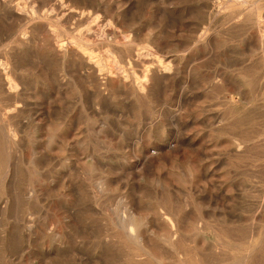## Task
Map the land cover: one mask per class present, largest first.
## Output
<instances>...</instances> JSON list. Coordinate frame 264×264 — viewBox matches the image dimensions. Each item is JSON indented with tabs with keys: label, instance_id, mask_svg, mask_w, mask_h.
Instances as JSON below:
<instances>
[{
	"label": "rangeland",
	"instance_id": "1",
	"mask_svg": "<svg viewBox=\"0 0 264 264\" xmlns=\"http://www.w3.org/2000/svg\"><path fill=\"white\" fill-rule=\"evenodd\" d=\"M223 1L0 0V264H180L168 247L155 249L157 260L127 244L112 249L104 214L130 195L148 221L155 208L181 217L178 246L188 263L264 264V17L251 2L232 12ZM20 3L26 17H6V7ZM31 12L47 20H29ZM146 44L172 69L155 76L156 61L136 57ZM83 49L106 60L113 54L126 70L112 64L115 74L96 73ZM7 79L19 88L8 90ZM156 149L161 157L142 168ZM100 178L112 181L110 197L91 185ZM196 220L212 246L195 238Z\"/></svg>",
	"mask_w": 264,
	"mask_h": 264
},
{
	"label": "bare ground",
	"instance_id": "2",
	"mask_svg": "<svg viewBox=\"0 0 264 264\" xmlns=\"http://www.w3.org/2000/svg\"><path fill=\"white\" fill-rule=\"evenodd\" d=\"M20 1V0H19ZM62 1V0H61ZM112 1V0H111ZM127 1V0H126ZM218 1V0H217ZM102 2V1H101ZM120 2V1H119ZM251 2V5L253 6V9L254 10H258L259 12H260V14H261V16H263L264 17V0H224L221 4H222V8L224 7V9L226 8V9H229V10H231L232 12H236V11H245V10H247V5L249 4ZM110 3H112V2H110ZM217 3V2H216ZM219 3V2H218ZM217 3V4H218ZM58 4V3H57ZM123 4V3H122ZM129 4V3H128ZM134 4V3H133ZM30 5V4H29ZM37 5V4H36ZM131 5V4H130ZM130 5L128 6V7H130ZM215 5V4H214ZM132 6V5H131ZM216 6V5H215ZM214 6V7H215ZM10 9H9V8ZM8 7H6V10H4L5 11V14H6V17L8 16L10 19H12V20H15V21H17L18 19H23L24 17H26V15H19V13H18V11H21L22 10V8H21V3L20 4H17V5H15L14 7H10V6H8ZM31 7V6H30ZM33 7V6H32ZM127 7V6H126ZM219 7V6H218ZM34 8V7H33ZM118 8H120V6L118 7ZM124 8H125V5H124ZM220 8V7H219ZM5 9V8H4ZM8 9V10H7ZM25 9V8H24ZM114 9V8H113ZM221 9V8H220ZM25 10H27V9H25ZM23 11V10H22ZM30 11H31V9H30ZM51 11H53L52 9H51ZM55 11V10H54ZM79 11V10H78ZM23 12H26L27 13V11H23ZM66 12V11H65ZM90 12V11H89ZM163 12V11H162ZM241 12V13H242ZM43 13V12H42ZM82 13H83V11H82ZM118 13H121V12H118ZM156 13V12H155ZM28 14V13H27ZM49 14H52V13H50V11H49ZM67 14V13H66ZM130 14V13H129ZM170 14H172V13H170ZM174 14V13H173ZM47 15V14H46ZM65 15V14H64ZM83 15V14H82ZM96 15H98V13H96ZM95 15V16H96ZM100 15V14H99ZM120 15V14H119ZM156 15V14H155ZM237 15V14H236ZM171 16V15H170ZM62 17V16H61ZM94 17V16H93ZM157 17V16H156ZM1 18V17H0ZM27 18L29 19V20H34V19H40V20H47V18L45 17V15L44 14H38V13H36V12H31L30 13V15H27ZM82 18V17H81ZM86 18H88V19H91V15H88ZM172 18V17H171ZM62 19V18H61ZM93 19V18H92ZM91 19V20H92ZM6 20H8V19H6ZM56 20V19H55ZM74 20V19H73ZM36 21V20H35ZM58 21V20H57ZM57 21H55V22H57ZM75 21V20H74ZM97 21V20H96ZM48 22V21H47ZM28 23V22H27ZM32 23V22H31ZM98 23V22H97ZM95 24V23H94ZM111 24V22L110 23H108V24H106V25H110ZM181 24V23H180ZM91 25H93V24H91ZM112 25V24H111ZM224 25V24H223ZM23 26V25H22ZM33 26V25H32ZM58 26V25H57ZM98 26V25H97ZM114 26V25H113ZM26 27V26H25ZM34 27V26H33ZM99 27V26H98ZM97 27V28H98ZM101 27H103L104 28V25H102ZM110 27V26H109ZM100 28V27H99ZM81 29V28H80ZM83 29H84V27H83ZM117 29H119V28H117ZM12 30V29H11ZM82 30V29H81ZM52 31H53V29H52ZM102 31V30H101ZM105 31V30H104ZM19 31H14V33L12 34V36L13 35H16L17 33H18ZM40 32V31H39ZM54 32V31H53ZM77 32V31H76ZM81 32V31H80ZM153 32V31H152ZM151 32V33H152ZM56 33V32H55ZM24 34V33H23ZM22 34V35H23ZM26 34V33H25ZM45 34V33H44ZM105 34V33H104ZM122 34V33H121ZM36 35V34H35ZM40 35V34H39ZM124 35V34H123ZM17 36V35H16ZM15 36V37H16ZM102 36V35H101ZM159 36H161V35H159ZM201 36H202V34H201ZM26 37V36H25ZM103 37V36H102ZM101 37V38H102ZM113 37V36H112ZM129 37V36H128ZM149 37V36H148ZM14 38V37H13ZM111 38V37H110ZM201 39V38H200ZM80 40H81V38H80ZM104 40H105V38H104ZM126 40V39H125ZM128 40V39H127ZM210 40V39H209ZM82 41V40H81ZM86 41V40H85ZM90 41H93V40H90ZM162 41V40H161ZM199 41V39H197V41L196 42H198ZM56 42V41H55ZM74 42V44H80L78 41H73ZM126 42V41H125ZM57 43H58V41H57ZM92 43V42H91ZM163 43V42H162ZM64 44H65V42H64ZM68 44H70V43H68ZM126 44V43H125ZM210 44V43H209ZM147 45V44H146ZM60 46H61V44H60ZM66 46V45H65ZM64 46V49H62V50H66V48L67 47H65ZM74 46V45H73ZM76 46V45H75ZM79 46V45H78ZM80 47H81V45H80ZM84 47V46H83ZM153 47V46H152ZM152 47H150V46H142L141 48H139L138 50H136V57L140 60V59H143V58H145V57H148V56H150L151 57V59L152 60H154V61H156V65L154 66V75L155 76H158L159 74H164L166 71H169V70H171L172 69V64H173V62H172V60L171 61H168L167 59H163L161 56H163L165 53H163V55H158V50L156 51V49L154 50ZM62 48V47H61ZM61 48H60V50H61ZM79 48V47H78ZM85 48V47H84ZM167 48V47H166ZM80 49V48H79ZM172 49V48H171ZM172 51H174V50H172ZM183 51V50H182ZM81 54H82V56H83V58H84V62H86L87 64H91V67H92V69L96 72V73H103L104 74V72H105V74H107V75H112V74H115V71H114V68H112V64H113V66L115 67V68H117L119 71H125L126 69H125V66H126V63H125V61L124 60H121V59H117V58H115L114 56H113V54H108V55H110L109 57H108V59L106 60V59H104V57H99V56H97V55H94L92 52H89L88 50H86V49H83L82 51H79ZM107 52V51H106ZM162 52V51H161ZM101 53V52H100ZM112 53V52H111ZM168 53V52H167ZM172 53V52H171ZM176 53H178V52H176ZM182 53V52H181ZM160 54V53H159ZM169 54V53H168ZM175 54V53H174ZM120 55V54H119ZM165 56V55H164ZM169 56V55H168ZM167 56V57H168ZM170 56H171V54H170ZM98 57V59H96ZM174 57V56H173ZM176 57V56H175ZM170 58V57H169ZM172 58V57H171ZM96 59V60H95ZM156 59V60H155ZM176 61V60H175ZM128 64H132V60H128ZM175 64V63H174ZM1 66H3V69L6 71V69H7V64H5L4 62L2 63V65ZM88 66V65H87ZM77 67V66H76ZM150 67V66H149ZM65 68H66V66H65ZM148 69V68H147ZM0 70H2V69H0ZM66 70V69H65ZM90 70V69H89ZM82 72V71H81ZM121 72V73H122ZM173 73V72H172ZM127 74V73H126ZM50 75H52V74H50ZM60 75H61V73H60ZM177 76V75H176ZM179 76V75H178ZM54 77V76H53ZM57 77V76H56ZM127 77H128V75H127ZM138 77V76H137ZM126 78V77H125ZM139 78V77H138ZM148 78V74L147 75H144V76H142V77H140L137 81H136V85H137V89L138 90H145V84H146V79ZM128 79V78H127ZM178 79V78H177ZM148 81V80H147ZM91 82V81H90ZM42 84H44V83H42ZM91 84V83H90ZM173 84V83H172ZM6 85H7V88H8V90H13V89H15L16 90V88H19V87H17V84L12 80V79H7V81H6ZM45 85V84H44ZM173 87V86H172ZM182 87V86H181ZM184 87V86H183ZM183 87H182V89H183ZM176 88V87H175ZM184 88H186V87H184ZM163 89V88H162ZM179 90V89H178ZM25 91V90H24ZM185 91V90H184ZM168 92H170L171 93V91L169 90ZM181 92V91H180ZM25 93V92H24ZM124 94V93H123ZM169 94V93H168ZM127 95V94H126ZM139 95V94H138ZM175 95V94H174ZM124 96V95H123ZM177 96H179V95H177ZM166 98H167V96H166ZM166 98H165V100H166ZM170 98H171V96H170ZM175 98H176V96H175ZM130 100H131V98H130ZM129 100V101H130ZM163 100V99H162ZM167 100H168V98H167ZM164 102V101H163ZM180 103V102H179ZM170 107V106H169ZM183 107V106H182ZM12 110V109H11ZM170 110H172V109H170ZM176 110V109H175ZM14 111V110H13ZM17 111V110H16ZM12 112V111H11ZM171 112V111H170ZM172 113V112H171ZM170 113V114H171ZM173 113H175V112H173ZM178 113V112H177ZM176 113V114H177ZM154 115H156V114H154ZM173 115V114H172ZM178 115H180V114H178ZM156 117V116H155ZM159 117V116H158ZM162 117V116H161ZM161 117H160V119H161ZM172 117V116H171ZM174 117H172V119H173ZM179 118H181L180 116H179ZM170 119V118H169ZM175 119V118H174ZM176 119H177V117H176ZM163 120V119H162ZM181 120V119H180ZM170 121V120H169ZM174 121V120H173ZM173 121H171V122H173ZM2 122V121H1ZM181 124V123H180ZM3 127V126H2ZM4 128V127H3ZM2 128V129H3ZM182 128V127H181ZM179 130V129H178ZM2 131V130H1ZM11 131H12V129H11ZM3 133V132H2ZM9 134V132L7 131L6 132V134ZM174 133V132H173ZM176 133H179V132H177L176 131ZM175 133V134H176ZM4 134H5V132H4ZM3 134V135H4ZM6 134H5V137L4 138H6ZM15 135V134H14ZM67 136V135H66ZM199 136V135H198ZM47 137V136H46ZM45 137V138H46ZM184 137V136H183ZM188 137V136H187ZM57 138V137H56ZM7 139V138H6ZM41 139V138H40ZM52 139H53V137L51 136V137H49V141H48V143H50L51 144V141H52ZM174 139V138H173ZM177 139V138H176ZM180 139H182V138H180ZM12 140H13V138H12ZM193 140V139H192ZM192 140H190V141H192ZM194 140H195V138H194ZM194 140H193V142H194ZM54 141V140H53ZM150 141V140H149ZM8 142H10L9 141V138H8ZM187 142H189V141H187ZM5 143H6V141H5ZM53 143H55V142H53ZM58 143V142H57ZM80 143H82V142H80ZM123 143V142H122ZM177 143V142H176ZM181 143V142H180ZM191 143V142H190ZM200 143V142H199ZM217 143V142H216ZM4 144V143H3ZM56 144V143H55ZM60 144V143H59ZM71 144V143H70ZM73 144V143H72ZM219 144V143H218ZM57 145V144H56ZM78 145V144H77ZM141 145V144H140ZM176 145V144H175ZM184 145V144H183ZM193 145V144H192ZM198 145V144H197ZM2 146V145H1ZM5 146V145H4ZM8 146V145H7ZM142 146V145H141ZM159 146V145H158ZM165 146H167L166 144H165ZM188 146H189V143H188ZM215 146H216V144H215ZM214 145L212 146V147H215ZM220 146V145H219ZM229 146V145H228ZM170 147V150L172 151V146H169ZM173 147H176V146H174L173 145ZM184 147V146H183ZM211 147V148H212ZM224 147V146H223ZM135 148V147H134ZM133 148V149H134ZM181 148V147H180ZM185 148V147H184ZM188 148V147H187ZM199 148V147H198ZM138 149H140V147L138 148ZM189 149H190V147H189ZM195 149H197V148H195ZM215 149V148H214ZM58 150V149H57ZM62 150V149H61ZM135 150V149H134ZM188 150V149H187ZM193 150H194V148H193ZM213 150V149H212ZM7 151V150H6ZM19 151V150H18ZM34 151V150H33ZM38 151H39V149H38ZM63 151V150H62ZM137 151V150H136ZM140 151V150H139ZM142 151H144V150H142ZM152 151V150H151ZM163 151V150H162ZM197 151V150H196ZM200 151V150H199ZM203 151V150H202ZM58 152V151H57ZM64 152V151H63ZM94 152V151H93ZM135 152V151H134ZM164 152V151H163ZM163 152H161V149H156V151L155 152H148V153H146L142 158H141V160L139 159V157H141V156H138V159L140 160V163H139V165H141L142 166V168H143V166H146V165H149L150 164V159L153 157V156H157V158H159V157H161L160 155H161V153H163ZM184 152V151H183ZM201 152V151H200ZM207 152V151H206ZM78 153V152H77ZM95 153V152H94ZM141 153V152H140ZM11 153H8V155H10ZM18 154V153H17ZM56 154V153H55ZM139 154V153H138ZM165 154V153H164ZM169 154V153H168ZM73 155V154H72ZM130 155V154H129ZM142 155V154H141ZM190 155V154H189ZM188 155V156H189ZM134 156V155H133ZM137 156V155H136ZM192 156H194V155H192ZM9 157L10 156H8V158H7V160L9 159ZM92 157V156H91ZM135 157V156H134ZM175 157V156H174ZM211 157V156H210ZM11 158V157H10ZM79 158V157H78ZM122 158H124V157H122ZM132 159V158H131ZM201 159H202V157H201ZM10 160V159H9ZM8 160V161H9ZM122 160V159H121ZM124 160V159H123ZM138 160V161H139ZM161 160H163V159H161ZM170 160H171V158H170ZM6 161V160H5ZM7 161V164H10L9 162ZM17 161V160H16ZM85 161H86V159H85ZM92 161V160H91ZM126 161V160H125ZM164 162H165V160H163ZM192 161V160H191ZM203 161V160H202ZM73 162V161H72ZM82 162V161H81ZM81 162H79V163H81ZM93 162H94V160H93ZM213 162V161H212ZM167 163V162H166ZM166 163H165V165H166ZM72 164V163H71ZM130 164V163H129ZM128 164V165H129ZM155 164V163H154ZM161 164V163H160ZM196 164V163H195ZM194 164V165H195ZM208 164V163H207ZM213 164V163H212ZM65 165V164H64ZM73 165V164H72ZM127 165V164H126ZM151 166H152V164H150ZM194 165H192V166H194ZM10 166V165H9ZM16 167H17V165H15ZM94 164H89V166H88V168H87V170H89V171H92L93 169H94ZM97 166V165H96ZM163 166V165H162ZM182 166V165H181ZM188 166V165H187ZM76 167V166H75ZM124 167V166H123ZM154 167V166H153ZM173 167V166H172ZM205 167V166H204ZM209 167H210V164H209ZM9 168V167H8ZM67 168V167H66ZM108 168V167H107ZM106 168V169H107ZM141 168V167H140ZM164 168V167H163ZM165 168H167L166 166H165ZM187 168V167H186ZM214 168V167H213ZM216 168V167H215ZM12 169V168H11ZM39 169V168H38ZM108 169H110V168H108ZM128 169V168H127ZM138 169V168H137ZM152 169V168H151ZM156 169V168H155ZM192 169V168H191ZM211 169V168H210ZM66 170V169H65ZM139 170V169H138ZM154 170V169H153ZM153 170H152V172H153ZM160 170H161V168H160ZM173 169H171V171H172ZM175 170V169H174ZM173 170V171H174ZM196 170V169H195ZM201 170V169H200ZM200 170H196L197 172L198 171H200ZM6 171V170H5ZM7 171H8V169H7ZM15 171H16V169H15ZM83 171V170H82ZM104 171V170H103ZM127 171V170H126ZM129 171V170H128ZM132 171V170H131ZM151 171V170H150ZM162 171V170H161ZM168 171V170H167ZM179 171V170H178ZM211 171V170H210ZM213 172H214V170H212ZM38 172V171H37ZM138 172V171H137ZM136 172V173H137ZM148 172V171H147ZM155 172V171H154ZM165 172V171H164ZM175 172V171H174ZM180 172H182V171H180ZM188 172V171H187ZM104 173V172H103ZM106 173V172H105ZM108 173V172H107ZM110 173V172H109ZM192 173V172H191ZM202 172H200V175H202L201 174ZM5 174V173H4ZM11 174V173H10ZM198 175H199V173H197ZM203 174H204V172H203ZM7 175H9L8 174V172H7ZM37 175V174H36ZM106 175V174H105ZM111 175V174H110ZM199 175V176H200ZM205 175V174H204ZM14 176H16V175H14ZM183 176V175H182ZM60 177V176H59ZM158 177V176H157ZM177 177V176H176ZM185 177V176H184ZM63 178V177H62ZM143 178V177H142ZM146 178V177H145ZM156 178V177H155ZM179 178H181L180 176H179ZM213 178V177H212ZM212 178H210V180L212 179ZM17 179V178H16ZM164 179V178H163ZM177 179V178H176ZM185 179V178H184ZM200 179V178H199ZM4 180H5V176H4ZM3 180V181H4ZM15 180V179H14ZM51 180V179H50ZM49 180V181H50ZM151 180H153V179H151ZM178 180V179H177ZM196 180V179H195ZM2 181V180H1ZM56 181V180H55ZM62 181H64V180H62ZM61 181V182H62ZM163 181V180H162ZM174 181V180H173ZM197 181V180H196ZM195 181V182H196ZM57 182V181H56ZM56 182H55V184H56ZM59 182V181H58ZM57 182V183H58ZM110 182H112V181H110V180H107V179H104V178H100L99 180H91V185L99 192V193H101V194H103V196H106L107 195V197H110V195L111 194H109L110 192H111V184H110ZM139 182V181H138ZM158 182V187H160V184H161V181L160 180H158L157 181ZM166 182V181H165ZM176 182V181H175ZM201 182V181H200ZM116 183V182H115ZM155 183V182H154ZM184 183V182H183ZM186 183V182H185ZM196 183H199V182H196ZM10 184H12V183H10ZM30 184H32V183H30ZM54 184V183H53ZM66 184V183H65ZM65 184H64V187H65ZM70 184V183H69ZM117 184V183H116ZM194 184V183H193ZM210 184V183H209ZM213 183L211 182V185H212ZM168 185V184H167ZM186 185H188L187 183H186ZM207 185H208V182H207ZM55 186V185H54ZM121 186V185H120ZM156 186V185H155ZM175 186V185H174ZM196 186V185H195ZM213 186V185H212ZM211 186V187H212ZM75 187V186H74ZM136 187V186H135ZM139 187V186H138ZM169 187H170V185H169ZM70 188H71V186H70ZM125 188V187H124ZM130 187L128 186V188L127 189H129ZM228 188V187H227ZM15 189V188H14ZM212 189V188H211ZM210 189V190H211ZM214 189H215V187H214ZM62 190V189H61ZM173 190H175V189H173ZM193 190V189H192ZM205 190V189H204ZM10 191V190H9ZM15 191H17V190H15ZM21 191V190H20ZM60 191V190H59ZM64 191V190H63ZM71 191H74V190H71ZM76 191V190H75ZM140 191V190H139ZM145 191V190H144ZM176 191V190H175ZM179 191V190H178ZM23 192V191H22ZM40 192V191H39ZM78 192V191H77ZM85 192H87V189H82V193H81V196H83V197H85L86 196V193ZM124 192V191H123ZM126 192V191H125ZM6 193V192H5ZM176 193V192H175ZM174 193V194H175ZM179 193V192H178ZM211 193V192H210ZM209 193V194H210ZM72 195H73V193H72ZM140 195V194H139ZM9 196V195H8ZM41 196V195H40ZM63 196V195H62ZM99 196V195H98ZM211 196H213L212 195V193H211ZM214 196H215V194H214ZM219 196V195H218ZM217 196V197H218ZM17 197V196H16ZM38 197V196H37ZM209 197V196H208ZM220 197V196H219ZM12 198V197H11ZM11 198H9V199H11ZM54 198V197H53ZM61 198V197H60ZM59 198V199H60ZM200 198V197H199ZM16 199H18V197L16 198ZM72 199V198H71ZM201 199V198H200ZM219 199V198H218ZM12 200H13V198H12ZM67 200V199H66ZM77 200V199H76ZM119 200V199H118ZM178 200V199H177ZM198 200V199H197ZM202 200V199H201ZM15 200H13V202H14ZM193 201V200H192ZM217 201V200H216ZM42 202V201H41ZM58 202H60L59 200H58ZM119 202V201H118ZM118 202H117V204H118ZM160 202V201H159ZM188 202V201H187ZM190 202V201H189ZM197 202V201H196ZM201 202V201H200ZM179 203H180V201H179ZM214 203V202H213ZM19 204V203H18ZM71 204H73V203H71ZM105 204V203H104ZM204 204V203H203ZM3 205H5V204H3ZM46 205V204H45ZM58 205H60L59 203H58ZM186 205V204H185ZM189 205V204H188ZM200 205V204H199ZM213 205V204H212ZM61 206V205H60ZM71 206V205H70ZM105 206L106 207H108L109 208V205L108 204H105ZM210 206V205H209ZM4 207V206H3ZM46 207V206H45ZM64 207V206H63ZM62 207V208H63ZM88 207V206H87ZM175 207V206H174ZM186 208L188 207V206H185ZM217 207V206H216ZM30 208V207H29ZM69 208H72V207H69ZM75 208V207H74ZM82 208V207H81ZM2 209V208H1ZM8 209V208H7ZM188 209V208H187ZM186 209V210H187ZM191 209V208H190ZM189 209V210H190ZM196 209V208H195ZM10 210V209H9ZM64 210V209H63ZM201 210V209H200ZM4 211V210H3ZM72 211V210H71ZM123 211L125 212V214H123ZM29 212V211H28ZM4 213V212H3ZM8 213H10V212H8ZM38 213H39V211H38ZM147 213H149V212H147ZM151 213V212H150ZM149 213V214H150ZM67 214V213H66ZM71 214V213H70ZM75 214V213H74ZM152 218H153V220H149L148 221V217L147 216H144L143 215V213L142 212H140L139 211V206H138V203H137V201H136V199H135V197L134 196H132V195H130V196H124V197H122L121 198V201H120V204L118 205V207H117V209H113V211H112V215H109L108 213H105L104 215H106V219H107V224L109 225V228H108V230L111 232L110 233V239H109V241L111 242L110 243V245H111V247H112V249L114 250V251H120L121 250V246H119L118 244H127L129 247H133L134 249H136L138 252H141V254L138 256V257H141V256H144V257H146V258H148V259H152V260H157L156 259V254L154 253V251H155V249L157 248H163V247H168L169 248V250L170 251H173V252H175L177 255H179V258H181L180 260V264H198V263H188V261L186 260V258H185V255L183 254V255H180V254H182L183 252H182V249L180 248L179 249V241H180V238H181V236H182V233H183V229H182V227H180V225H182V224H180L179 225V223H180V218L178 217V214L177 213H175L173 210H170V209H168V208H166V209H163V210H161V209H159V208H155L153 211H152ZM51 215V214H50ZM53 215V214H52ZM82 215V214H81ZM96 216H97V214H95ZM30 216H31V214H30ZM47 216H48V214H47ZM72 216V215H71ZM74 216V215H73ZM198 216H200V215H198ZM51 217V216H50ZM184 217V216H183ZM209 217V216H208ZM63 218V217H62ZM70 218V217H69ZM196 218V217H195ZM65 219V218H64ZM75 219H76V217H75ZM186 219V218H185ZM185 219H183V220H185ZM198 219V221H199V218H197ZM206 219V218H205ZM209 219V218H208ZM26 220V219H25ZM47 220V219H46ZM67 220V219H66ZM70 220H72V219H70ZM155 220V221H154ZM207 220V219H206ZM27 221V220H26ZM29 221V220H28ZM51 221V220H50ZM49 221V222H50ZM62 221V220H61ZM186 221V220H185ZM188 221V220H187ZM192 221V220H191ZM197 220L196 221H193V223L191 224V228H192V230L194 231V233H195V238L196 239H198V240H201V243H202V245H203V247L206 245V244H208L209 246H212L210 243V241L209 240H207V238H206V236H205V234H204V230L206 229V228H203L202 226H200L197 222H198ZM205 221V220H204ZM48 222V221H47ZM53 222V221H52ZM66 222V221H65ZM65 222H64V224H65ZM158 222H162L163 224H164V228H162L161 226H159V228L161 227L162 228V230H159V229H157V227H156V224ZM31 223V222H30ZM61 223V222H60ZM70 223V222H69ZM74 223H75V221H74ZM77 223V222H76ZM186 223V222H185ZM37 224V223H36ZM71 224V223H70ZM73 224V223H72ZM201 224V223H200ZM29 225V224H28ZM46 225H48V224H46ZM76 225V224H75ZM78 225V224H77ZM190 225V224H189ZM25 226V225H24ZM26 226H27V223H26ZM41 226V225H40ZM55 226V225H54ZM185 226H186V224H185ZM12 228V227H11ZM48 228H50V226L48 227ZM59 229H60V227H58ZM57 228V229H58ZM64 228V227H63ZM190 228V227H189ZM190 228V229H191ZM13 229V228H12ZM11 229V230H12ZM29 229V228H28ZM54 229V228H53ZM75 229H77V227L75 228ZM79 229V228H78ZM24 230H26V229H24ZM69 230V229H68ZM221 230V229H220ZM65 231V230H64ZM80 231H81V229H80ZM90 231V230H89ZM188 231V230H187ZM211 231V230H210ZM53 232V231H52ZM76 232V231H75ZM26 233V232H25ZM63 233V232H62ZM78 233H80V232H78ZM191 233V232H190ZM211 233H212V231H211ZM7 234V233H6ZM27 234V233H26ZM57 234V233H56ZM72 234H74V231H73V233ZM82 234V233H81ZM80 234V235H81ZM75 235H76V233H75ZM83 235V234H82ZM8 236H9V234H8ZM61 236H62V234H61ZM65 236V235H64ZM91 236V235H90ZM7 237V236H6ZM32 237V236H31ZM34 237V236H33ZM32 237V238H33ZM81 237V236H80ZM82 237H84V236H82ZM9 238V237H8ZM28 238V237H27ZM35 238V237H34ZM56 239V238H55ZM54 239V240H55ZM60 239V238H59ZM66 239V238H65ZM186 239V238H185ZM92 240V239H91ZM198 240H196V242L198 241ZM57 241V240H56ZM56 241H55V244H56ZM30 242H31V240H30ZM229 242V241H228ZM65 243V242H64ZM63 243V245H65ZM204 243V244H203ZM217 243V242H216ZM32 243H30V245H31ZM36 244V243H35ZM70 244V243H69ZM215 245V244H214ZM226 245V244H225ZM26 246V245H25ZM223 246V245H222ZM28 247V246H27ZM33 247V246H32ZM31 247V248H32ZM35 247V246H34ZM55 247V246H54ZM207 247V246H206ZM30 248V249H31ZM56 248V247H55ZM59 248H62V247H59ZM58 248V249H59ZM70 248V247H69ZM202 248V247H201ZM205 248V247H204ZM28 249V248H27ZM35 249V248H34ZM47 249H49V248H47ZM51 249V248H50ZM203 249V248H202ZM209 249V248H208ZM258 249V248H257ZM33 250V249H32ZM37 250V249H36ZM53 250V249H52ZM57 250V249H56ZM65 250H67V249H65ZM70 250V249H69ZM256 250V249H255ZM35 251V250H34ZM38 251V250H37ZM42 251V250H41ZM40 251V252H41ZM46 251V250H45ZM164 251V250H163ZM48 252V251H47ZM50 252V251H49ZM75 252V251H74ZM80 252H82V251H80ZM34 253V252H33ZM37 253V252H36ZM253 254H254V251L252 252ZM50 254V253H49ZM83 254V253H82ZM82 254H79V255H82ZM85 254V253H84ZM246 254V253H245ZM32 255V254H31ZM54 255H56V254H54ZM33 256H34V254H33ZM35 256H36V254H35ZM34 256V257H35ZM41 256V255H40ZM44 255H42V257H43ZM85 256V255H84ZM216 256V255H215ZM218 256V255H217ZM45 257V256H44ZM86 257V256H85ZM89 257V256H88ZM243 257V256H242ZM241 257V258H242ZM247 257H248V255H247ZM55 258H57V257H55ZM244 258V257H243ZM51 259V258H50ZM53 259V258H52ZM63 259V258H62ZM88 259V258H87ZM99 259V258H98ZM40 260V259H39ZM89 260V259H88ZM100 260V259H99ZM42 261V260H41ZM48 261V260H47ZM62 261V260H61ZM78 261H79V259H78ZM91 261V260H90ZM102 261V260H101ZM30 262V261H29ZM53 262V261H52ZM55 262V261H54ZM240 262V261H239ZM46 263V262H45ZM49 263V262H48ZM43 264V263H42ZM47 264V263H46ZM50 264H51V262H50ZM238 264V263H237ZM240 264V263H239Z\"/></svg>",
	"mask_w": 264,
	"mask_h": 264
}]
</instances>
